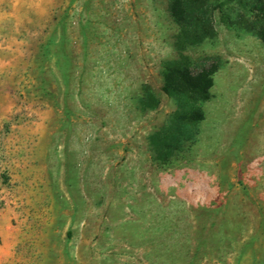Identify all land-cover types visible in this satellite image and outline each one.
<instances>
[{
	"label": "rangeland",
	"instance_id": "374dc122",
	"mask_svg": "<svg viewBox=\"0 0 264 264\" xmlns=\"http://www.w3.org/2000/svg\"><path fill=\"white\" fill-rule=\"evenodd\" d=\"M252 1L190 44L170 0H0V264H264ZM182 57L207 100L164 92Z\"/></svg>",
	"mask_w": 264,
	"mask_h": 264
},
{
	"label": "trees",
	"instance_id": "16d2710c",
	"mask_svg": "<svg viewBox=\"0 0 264 264\" xmlns=\"http://www.w3.org/2000/svg\"><path fill=\"white\" fill-rule=\"evenodd\" d=\"M209 1L211 0H170V16L182 31L188 34L190 44L201 43L212 35L205 28L199 27V22L195 18V14L202 12ZM247 11L252 16L248 28L264 45V0H253ZM216 70L217 65L212 64L209 68L193 74L187 59L182 57L180 61L165 67L163 90L167 95L179 101L187 95H195L197 99L207 100L209 89L213 85L212 75ZM185 118L191 122L200 121L203 114L192 105L185 114Z\"/></svg>",
	"mask_w": 264,
	"mask_h": 264
}]
</instances>
